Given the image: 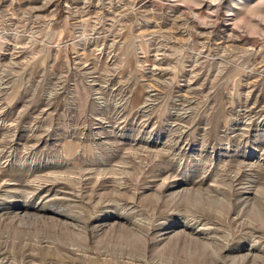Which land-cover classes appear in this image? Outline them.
Returning <instances> with one entry per match:
<instances>
[{
	"label": "rangeland",
	"instance_id": "1",
	"mask_svg": "<svg viewBox=\"0 0 264 264\" xmlns=\"http://www.w3.org/2000/svg\"><path fill=\"white\" fill-rule=\"evenodd\" d=\"M0 264H264V0H0Z\"/></svg>",
	"mask_w": 264,
	"mask_h": 264
}]
</instances>
